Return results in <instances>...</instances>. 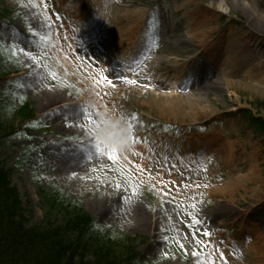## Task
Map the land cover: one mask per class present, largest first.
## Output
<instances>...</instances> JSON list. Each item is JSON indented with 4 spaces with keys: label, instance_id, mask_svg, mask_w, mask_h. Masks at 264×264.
Returning a JSON list of instances; mask_svg holds the SVG:
<instances>
[{
    "label": "rangeland",
    "instance_id": "obj_1",
    "mask_svg": "<svg viewBox=\"0 0 264 264\" xmlns=\"http://www.w3.org/2000/svg\"><path fill=\"white\" fill-rule=\"evenodd\" d=\"M98 1L0 0L6 71L0 73V118L12 134L0 148V164L18 192L25 227H65L74 213L89 216L97 231L85 238L76 264L120 262L126 244L137 264H224L220 257L238 264L248 252L264 264V95L228 89L227 77L210 63L202 75L195 72L209 62L207 51L197 36L180 43L188 37L172 6L193 1L213 18L208 44L216 50L237 30L264 39V22L237 4L235 11L225 5L209 14L206 6L218 8L222 0H110L125 22L135 14L137 25L129 45L109 58L108 46L95 41L119 25L114 18L107 23ZM261 5L264 17V0ZM143 50L163 68L176 66L160 91L177 95L172 103L128 91L124 82H105L115 69L116 80L120 71L130 75L134 56L147 57ZM178 79L186 90L172 91ZM55 94L64 100L45 108ZM101 107L132 125L130 148L117 151L115 162L96 152L89 135L94 123L83 115L87 109L96 122ZM139 207L150 230L140 224Z\"/></svg>",
    "mask_w": 264,
    "mask_h": 264
},
{
    "label": "bare ground",
    "instance_id": "obj_2",
    "mask_svg": "<svg viewBox=\"0 0 264 264\" xmlns=\"http://www.w3.org/2000/svg\"><path fill=\"white\" fill-rule=\"evenodd\" d=\"M101 1H98V12H100L103 17H107V23L109 22V20L114 18V22L118 23L119 25V27H112L111 36H109L108 38L104 36L102 41H95V45L97 46L99 44L108 46V51L106 52V55L107 57H109L110 55H113L115 51L125 49L131 42L133 30L137 25L136 21L134 22V18H136V15L131 13L129 15L130 17L128 16V19L125 22V16L123 17L121 15H118L119 11L112 3V1L105 0V4H103ZM261 2L262 0H222L219 3L218 8L214 7L213 5H209L206 7L210 9L208 11L209 14H214L216 11H223L225 5L231 7V5L237 4L245 13H249L256 20L260 19L262 20V22H264V17H262L259 13V11H261L263 7V5H261ZM172 8L181 18V22L178 24V26H180V28L185 31V36L188 37V39L181 40L180 43L183 46L188 45L191 43L192 40H195V36H197L201 41V44L205 47V50L207 51L205 55L206 59L208 57L209 62H205L202 67H197L195 72H197V70L199 69V74L202 75L203 71L207 70L210 63L214 67V70H221L223 72V77L231 78H222L225 79L224 81L228 89H231L236 93H241L244 95L246 93L264 95L263 38L258 39L249 35L245 36V34L243 35L240 30H237L235 33L230 32L227 36L222 37L221 40L217 42L219 44H222V46H217L218 49L216 50L215 47L212 46V44H208V41L210 40L208 37H212V34L215 33L214 29L209 28V25H213V18L209 17L208 15H205V13H201L196 8V4H194L193 1L183 3L177 2L172 6ZM232 10L235 11V8L231 7V11ZM210 11H212L213 13ZM89 18L91 21H93L96 18L95 14L91 13ZM163 30L168 32V34L172 36L173 31L170 29V27L165 26L163 27ZM103 34L106 35L105 33ZM142 53L147 54V57L145 59L142 58V61H139V57L134 56V69L130 75H126L125 73H122L120 71L122 78L116 80L114 75L117 74V69H115L112 70L113 73L111 77L105 79V82L111 85V87H115L113 86V84L124 82L126 86H128V91L137 90L139 91L141 96L147 95L152 101L156 100L157 102H161L166 99V103H172L174 99L178 98L177 95L168 94L165 96L161 94L160 91L166 85L165 82L167 80V75L169 74V72H174L176 70V66L168 65L170 67L163 68L162 61L155 57H150L149 53L144 50L142 51ZM258 56L260 59L258 58ZM161 69H163L162 75L158 73ZM180 79H178V81ZM129 80L136 81V83L138 81H142V83L144 82V86H141L138 90L137 88H135L136 83H127V81ZM216 82L217 85L221 83L219 80ZM178 83L179 84H176L172 87V91L176 90V87L178 86L186 90L187 83L185 79H183L182 81L180 80ZM125 90L126 88H124L122 92H124ZM45 100L46 102L44 103L46 108L49 106V104L54 102L59 103L64 99L61 94H55L49 96ZM66 107L68 106L64 105V107H59L58 109H53L52 111L55 112L59 109H63ZM221 140L223 139L221 138ZM242 145L247 148L250 144L248 142H242ZM254 156H257L255 152L252 153V157ZM136 214L138 215V219L140 220L142 228L150 230V226L146 222V213L143 212V210L139 207L137 209ZM255 260L257 261L256 255H250V253L248 252V254H245V256L239 257L238 264H241V262L245 264H251V262L252 264H257L255 263ZM222 262L224 264H229L225 263L223 260Z\"/></svg>",
    "mask_w": 264,
    "mask_h": 264
},
{
    "label": "trees",
    "instance_id": "obj_3",
    "mask_svg": "<svg viewBox=\"0 0 264 264\" xmlns=\"http://www.w3.org/2000/svg\"><path fill=\"white\" fill-rule=\"evenodd\" d=\"M5 72L0 67V73ZM2 125L0 118V148L12 136ZM9 178L0 164V264H76L75 257L85 252V238L97 231L89 216L74 213L65 227L45 222L28 229L18 192L11 187ZM110 248L114 249L108 242V250ZM125 249L127 258L105 264H137L134 248L126 244ZM79 264L93 263L81 260Z\"/></svg>",
    "mask_w": 264,
    "mask_h": 264
},
{
    "label": "clouds",
    "instance_id": "obj_4",
    "mask_svg": "<svg viewBox=\"0 0 264 264\" xmlns=\"http://www.w3.org/2000/svg\"><path fill=\"white\" fill-rule=\"evenodd\" d=\"M89 135L95 142L124 153L130 148L131 130L122 115L101 107Z\"/></svg>",
    "mask_w": 264,
    "mask_h": 264
},
{
    "label": "snow or ice",
    "instance_id": "obj_5",
    "mask_svg": "<svg viewBox=\"0 0 264 264\" xmlns=\"http://www.w3.org/2000/svg\"><path fill=\"white\" fill-rule=\"evenodd\" d=\"M50 75H52L53 78L55 77V74L54 73H51ZM127 83L135 84L136 81L129 80V81H127ZM83 115H84V118H85V120H86V122L88 124L95 123V121L93 120L92 114L87 109L84 110ZM133 119H135V117H133ZM128 126H129L130 129L132 128V125L131 124H129ZM135 142L136 141H133V143H135ZM94 147H95V150H96V152L98 154H101V155L107 154L108 159H110V160H112L114 162L117 160V151L114 148L105 147V146H103L100 143H97ZM193 222L194 223H198V221H196V220H194ZM204 235L205 236H208L209 233L205 232ZM220 259L223 260V257H220Z\"/></svg>",
    "mask_w": 264,
    "mask_h": 264
}]
</instances>
